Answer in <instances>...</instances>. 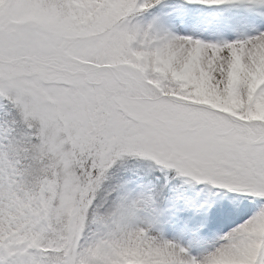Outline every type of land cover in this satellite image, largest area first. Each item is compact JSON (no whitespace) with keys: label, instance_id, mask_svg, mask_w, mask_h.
<instances>
[{"label":"snow or ice","instance_id":"snow-or-ice-1","mask_svg":"<svg viewBox=\"0 0 264 264\" xmlns=\"http://www.w3.org/2000/svg\"><path fill=\"white\" fill-rule=\"evenodd\" d=\"M143 7L0 0V264H264V32L159 37L129 24ZM125 159L224 190L240 222L198 261L105 214Z\"/></svg>","mask_w":264,"mask_h":264},{"label":"rangeland","instance_id":"rangeland-1","mask_svg":"<svg viewBox=\"0 0 264 264\" xmlns=\"http://www.w3.org/2000/svg\"><path fill=\"white\" fill-rule=\"evenodd\" d=\"M146 1L147 7L151 8L154 5V14L150 12L142 14L141 9L137 8V10L129 16L128 22H131L132 16H138V20L134 21L136 22L135 26L142 30H147L153 35H157V31L159 30H166L167 32H171L174 36H194L201 40L222 43L225 41L242 40L255 36L258 32H264V26H257L252 23V12L261 14L260 11H253L251 8L238 3L225 4L222 5L221 9H217V11L224 15V20L220 22V20H217V13L215 12L214 6L190 4L182 0H164L161 2H159L160 0ZM234 8L236 10L234 13L238 12L237 15L231 13V9ZM208 18H210L212 23H216L217 30L220 33H215L217 32L216 29L212 28L214 33H208L206 37L202 39L197 34L201 31L194 25L199 21L209 22ZM261 18L264 19V16H261ZM118 163H121V161H118L117 164ZM158 174L165 184L171 183V181H177V190L167 199L168 203L171 201V205L167 211H162L158 224H155V215L149 213L151 203L147 200L148 208L146 211L137 214L133 222L134 226L147 229L149 234L163 241L166 239V236H159L158 232L154 230L159 229L160 223L173 217L174 205L178 203V198L183 202L191 201L193 210L202 211H199L202 215L199 219L197 218V220L201 222L200 227L206 226L208 231L212 234L211 236H215L213 239L210 238L207 242H204L202 238L198 239L197 244L199 247L198 249L196 248V250H198L197 253H199L198 255L200 257H204L214 250L218 242L216 241V236L218 234L217 229L218 227L221 228V223H232L229 220L231 217L227 218V214H229L228 200L230 197H225L223 195L224 190L217 189L208 184L191 181L186 177L178 176L175 172H169L165 175L158 171ZM149 189L150 187H145L143 181L137 178L123 186L122 197L128 193H132L133 195H142L147 199V190ZM208 216H210V218L207 219L211 220V226H208L209 224L206 221V217ZM224 229L226 230L228 228ZM178 231L182 234L185 232L179 224ZM190 258H195V256L192 254Z\"/></svg>","mask_w":264,"mask_h":264},{"label":"bare ground","instance_id":"bare-ground-1","mask_svg":"<svg viewBox=\"0 0 264 264\" xmlns=\"http://www.w3.org/2000/svg\"><path fill=\"white\" fill-rule=\"evenodd\" d=\"M166 35H173V34L171 32H167L166 30H159V31H157V35L156 36L163 37V36H166ZM200 37H202V39H204L205 36L200 34ZM199 211H196V209L191 210V208L189 206L188 207H186V206L183 207L182 206L176 213V219L180 220V221H183V222L192 223L194 219H197V218H199L202 215V213H200L202 211H200V212ZM227 218H230L229 220L232 223H227V222L221 223L222 226H221V228L218 227V229H217L218 234L216 236V238H218L219 240L226 232H228L231 228L235 227L236 224L240 222V220L235 219L233 216H230L229 214H227ZM224 228H228V229H226L227 231ZM164 241H167V242H170V243L176 245L178 249L179 248H183L184 250H187V251L190 250V246L185 245L183 241L178 240L176 242V240L168 239V238L164 239ZM194 254L196 255L195 259H197L198 261L203 258V257H200L195 252H194Z\"/></svg>","mask_w":264,"mask_h":264},{"label":"clouds","instance_id":"clouds-1","mask_svg":"<svg viewBox=\"0 0 264 264\" xmlns=\"http://www.w3.org/2000/svg\"><path fill=\"white\" fill-rule=\"evenodd\" d=\"M121 208L128 210L136 217L137 214L147 210L148 202L142 195L128 193L113 208L105 211V214L120 211Z\"/></svg>","mask_w":264,"mask_h":264},{"label":"trees","instance_id":"trees-1","mask_svg":"<svg viewBox=\"0 0 264 264\" xmlns=\"http://www.w3.org/2000/svg\"><path fill=\"white\" fill-rule=\"evenodd\" d=\"M114 168H116V167H114ZM114 168H113V169H114ZM115 176H116V174L113 175L112 171H110L109 174L107 173L106 179L104 180V181H106V185H107V187L110 188V186H109L110 183H109V182H110L112 179H114ZM99 192H100L99 195L97 194V200H98V202H99L98 206L100 207V209H101L102 211H107V210L113 208V203H111V201H110L109 199L106 200L105 195H104V190H103L102 187H100ZM115 205H116V204H114V206H115Z\"/></svg>","mask_w":264,"mask_h":264}]
</instances>
